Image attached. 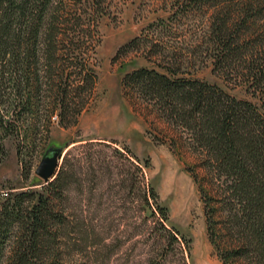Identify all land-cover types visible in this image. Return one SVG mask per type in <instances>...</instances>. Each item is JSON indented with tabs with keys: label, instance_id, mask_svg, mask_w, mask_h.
Listing matches in <instances>:
<instances>
[{
	"label": "rangeland",
	"instance_id": "1",
	"mask_svg": "<svg viewBox=\"0 0 264 264\" xmlns=\"http://www.w3.org/2000/svg\"><path fill=\"white\" fill-rule=\"evenodd\" d=\"M63 1L82 11L93 3L99 9V17L93 15L101 43L88 61L98 82L75 125L65 128L56 117L48 125L50 109L41 103L38 132L30 139L2 140L0 135V197L29 190L46 193L47 183L36 170L50 146H69L57 173L65 168L67 186L52 194L51 245L58 264H226L232 244L223 231L222 181L207 168L209 156L196 140L195 127L182 126L166 103L127 78L146 69L175 82L219 88L259 109L262 102L240 81L216 72L201 53H182L183 46L196 45L200 16L158 28L179 9L195 4L190 0ZM170 28L174 30L166 32ZM147 36L156 40L154 45L142 40L135 46V39ZM163 57L182 72L172 76L159 67ZM16 104L8 103L11 108Z\"/></svg>",
	"mask_w": 264,
	"mask_h": 264
},
{
	"label": "trees",
	"instance_id": "2",
	"mask_svg": "<svg viewBox=\"0 0 264 264\" xmlns=\"http://www.w3.org/2000/svg\"><path fill=\"white\" fill-rule=\"evenodd\" d=\"M190 1L195 4L179 9L158 28L200 16L194 31L196 45L183 46L182 53H201L216 72L247 86L262 108L219 88L195 81L175 82L157 71L138 70L127 79L166 103L171 117L182 126L195 127L196 140L209 156L207 168L222 181L218 189L226 212L223 231L232 244L225 263L264 264V0ZM89 8L82 11L78 4L66 5L63 0H0L2 140L30 139V134L37 133L41 103L50 109L48 125L56 117L65 128L75 125L87 108L85 100L98 82L88 61L101 43L94 16L99 9L94 3ZM142 40L153 45L156 41L141 37L135 39V46ZM169 44L170 50L177 49L176 44ZM167 59L163 57L159 67L172 76L182 72ZM11 102L17 103L14 108L8 105ZM64 175L63 167L43 187L44 194L29 190L0 197V264H58L51 245L52 194L67 186ZM152 196L157 199L154 190ZM161 214L166 218L164 211Z\"/></svg>",
	"mask_w": 264,
	"mask_h": 264
},
{
	"label": "water",
	"instance_id": "3",
	"mask_svg": "<svg viewBox=\"0 0 264 264\" xmlns=\"http://www.w3.org/2000/svg\"><path fill=\"white\" fill-rule=\"evenodd\" d=\"M64 150V147L52 145L46 151L44 159L36 170V174L44 182L48 183L56 177Z\"/></svg>",
	"mask_w": 264,
	"mask_h": 264
}]
</instances>
